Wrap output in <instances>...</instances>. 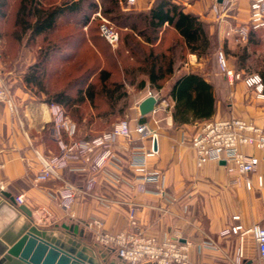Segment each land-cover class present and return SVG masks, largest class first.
<instances>
[{
  "label": "crops",
  "instance_id": "crops-1",
  "mask_svg": "<svg viewBox=\"0 0 264 264\" xmlns=\"http://www.w3.org/2000/svg\"><path fill=\"white\" fill-rule=\"evenodd\" d=\"M154 1L136 0L129 4L125 0L120 2V7L123 12L147 13ZM173 2L207 25V35L214 46L212 59L205 66L201 58L187 53V59L175 65L173 74L162 87H151L148 82L141 86L139 83V96L135 97L138 99L132 107V114L127 117L132 142H118V162L98 174L97 185L90 195L81 192L87 175L76 166L60 171L57 178L40 183L34 181L41 169L36 152L44 155L57 152L51 134L50 111L48 105L39 102L27 88L24 71L18 73L14 65L0 61V82L9 89L16 109L11 111L0 103V188L14 198L22 197L21 205L31 211L37 228L69 236L72 235L68 233L70 229L81 232L82 239L78 234L72 236L93 248L97 264L123 263L111 249L103 262L94 248L96 242L88 224L101 220L106 232L130 231L128 210L132 204L138 207L137 226L146 234L159 241L178 238L192 244L190 264H233L240 237L236 234L221 237L219 233L235 224L243 229L263 225L264 183L262 188H258L256 176L260 174L264 179V151L254 147L241 148L243 153L259 160L256 172L248 175L252 189L247 190L243 178L228 173L220 163L210 161L198 168L190 143L191 137L205 121L234 117L264 127V99H258L243 81L230 83L220 72L216 59V53L222 51L231 69L242 76L257 74L264 84V67L260 70L261 65L264 66V29L245 40L229 33L232 28L248 23L250 0H236L220 20L210 11L217 0ZM253 62L259 63V68H253ZM182 73H197L212 86L215 106L209 120L190 119L181 125L173 123V102L168 93ZM149 94L158 100L156 111L141 116L139 104L151 96ZM161 101L168 104L163 113L158 110ZM160 115L163 116L159 118ZM137 123H145L157 133V154L147 159V165L150 171L159 174L160 179L147 185L146 193L136 191L134 173L129 166L132 153L142 154L153 146L150 137L140 140L135 133ZM65 183L78 190L69 213L59 207L56 198L57 189ZM234 216L239 220L234 221ZM243 248V264H254L256 259L264 264L251 234L244 237Z\"/></svg>",
  "mask_w": 264,
  "mask_h": 264
},
{
  "label": "built area",
  "instance_id": "built-area-1",
  "mask_svg": "<svg viewBox=\"0 0 264 264\" xmlns=\"http://www.w3.org/2000/svg\"><path fill=\"white\" fill-rule=\"evenodd\" d=\"M135 1L127 0V3L134 4ZM235 1L221 0L215 2L210 11L217 20H220L231 9ZM250 28L256 31L264 29V0H250L248 23L232 28L229 33L236 34L245 40ZM99 33L111 48L114 49L118 45L119 33L114 27L103 23L99 26ZM216 59L220 72L230 83L243 81L247 88L254 91L258 99H264V84L259 75L242 76L235 72L228 66L222 51L216 53ZM0 103L7 105L11 111L16 110L9 89L1 82ZM160 106L165 109L168 104L161 101ZM48 109L52 123L51 134L56 143L57 152L48 155L36 152L41 169L34 181L40 183L57 178L60 171L76 166L80 172L87 175L81 192L90 195L97 185L98 174L105 172L110 165L118 162L119 156L116 151L118 142L120 140L128 144L132 142L128 120L117 122L110 130L98 136L77 140L75 139V126L67 121L63 108L56 103H51L48 105ZM154 111H156L155 108ZM134 131L140 140L150 137L153 144L157 139L156 131L145 123H137ZM190 147L198 168L210 161L223 162L226 171L237 175L238 178L242 177L246 189L251 190L252 183L248 175L256 172L259 160L243 153L241 148L254 147L264 151V127H258L251 122L234 117L205 121L191 137ZM156 154L157 150L155 151L151 145L148 152L130 155L129 166L134 173L136 191L140 193H146L147 185L157 183L160 179L159 174L150 171L147 165V159ZM263 183V176L257 175V187L262 188ZM77 192L78 190L68 183L57 189L58 205L66 213H69L74 204ZM15 202L17 205H21L23 203L22 197H16ZM137 211L136 205H130L128 210L130 231L106 232L101 220L91 221L88 228L93 232L95 242L113 250L123 264H190L192 244L187 240L181 241L178 238H167L159 241L156 237L146 234L137 226ZM70 217L73 215L70 214ZM232 219L238 221L239 217L234 216ZM228 234H236L240 237V245L235 250L233 264H242L245 255L244 237L249 234L252 235L257 245L259 257L264 262V219L263 225H256L249 229H243L241 225L235 224L222 230L219 236L223 237Z\"/></svg>",
  "mask_w": 264,
  "mask_h": 264
},
{
  "label": "rangeland",
  "instance_id": "rangeland-1",
  "mask_svg": "<svg viewBox=\"0 0 264 264\" xmlns=\"http://www.w3.org/2000/svg\"><path fill=\"white\" fill-rule=\"evenodd\" d=\"M62 1L42 0V6L59 5ZM90 6H96V9ZM18 7L19 0L6 1V16L0 19V61L11 63L16 72L24 71V75L32 73L36 67L41 69L47 93L34 86L27 87L36 99L49 105L54 102L49 103L48 99L57 92L65 91L77 101L75 106L69 108L60 105L67 121L75 126L77 140L98 136L110 130L117 122L127 120L138 99H135L139 96L137 87L144 79V73L129 66L130 60L122 42L124 30L121 21H111L112 16L103 13L108 5L102 0H84L81 11L65 13L51 33L35 38L29 32L23 33L21 25H18ZM103 23L117 28L121 34V41L114 49L109 48L98 33ZM130 45L134 60H141L147 54L148 46L143 43ZM186 59L185 53L180 61ZM211 59L212 53L202 57L201 62L208 66ZM251 66L257 69L260 64L253 62ZM263 67L261 65L260 70ZM104 73L108 75L105 84ZM115 85L121 86L118 94L124 95L117 102L105 95ZM80 91L83 93V103H79ZM158 110L163 113L165 109L160 106ZM254 264L261 262L256 259Z\"/></svg>",
  "mask_w": 264,
  "mask_h": 264
},
{
  "label": "trees",
  "instance_id": "trees-1",
  "mask_svg": "<svg viewBox=\"0 0 264 264\" xmlns=\"http://www.w3.org/2000/svg\"><path fill=\"white\" fill-rule=\"evenodd\" d=\"M6 1L0 0V19L6 16L4 9ZM83 1L63 0L59 5L43 7L42 0H19L18 25H21L23 33L29 32L32 38L51 33L62 15L81 11ZM102 1L108 5L103 13L111 15V21H121L120 25L124 30L122 42L130 60L129 66L144 73V79L139 82L141 86L148 82L151 87H162L185 53L202 58L213 52L214 46L207 35V25L199 17L185 13L173 0H155L147 13L123 12L120 2L124 3L125 0ZM90 7L96 9V6ZM116 30L118 32L117 28ZM257 31L250 28L247 38L251 39V35ZM104 43L110 48L105 41ZM131 43L136 45L143 43L148 46L147 54L143 59L134 60ZM33 70L32 73L24 75L26 86H34L47 93L43 84L44 75L40 73L41 69L36 67ZM103 79L105 84L108 79L106 73ZM120 87L115 85L114 89L106 91L105 95L114 99V102L121 100L124 95L118 94ZM78 94H80L79 103H83V93L80 91ZM115 94L116 97L113 98ZM168 95L173 102L171 116L176 125L188 123L190 119L209 120L214 114L213 88L197 73L180 74ZM92 96L90 93L91 99ZM51 99H48L49 103L54 102L67 108L75 106L77 102L65 91L55 93Z\"/></svg>",
  "mask_w": 264,
  "mask_h": 264
},
{
  "label": "water",
  "instance_id": "water-1",
  "mask_svg": "<svg viewBox=\"0 0 264 264\" xmlns=\"http://www.w3.org/2000/svg\"><path fill=\"white\" fill-rule=\"evenodd\" d=\"M157 102L154 96L141 101L140 115L151 114ZM153 149L157 150L156 141ZM68 233L83 237L77 229H70ZM72 235L37 228L31 211L17 205L15 198L0 188V264H97L93 248ZM94 248L105 262L110 250L98 243H94Z\"/></svg>",
  "mask_w": 264,
  "mask_h": 264
}]
</instances>
